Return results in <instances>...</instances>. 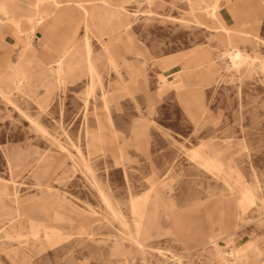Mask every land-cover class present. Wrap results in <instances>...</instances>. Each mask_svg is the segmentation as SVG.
I'll return each mask as SVG.
<instances>
[{
  "label": "rangeland",
  "instance_id": "rangeland-1",
  "mask_svg": "<svg viewBox=\"0 0 264 264\" xmlns=\"http://www.w3.org/2000/svg\"><path fill=\"white\" fill-rule=\"evenodd\" d=\"M102 1L106 10L94 20L91 3V30L75 38L71 75L52 68L49 84L21 75L0 94V264H226L219 245L216 263L213 248L193 242L221 223H230L232 235L220 236L222 247L231 239L226 253L236 251L230 264H264V0H221L222 15L218 0ZM19 2L24 38L53 53L68 25L41 30L38 16L31 32L24 3L36 0ZM10 34L1 22L0 39ZM5 42L0 58L16 54ZM235 50L246 59L233 63ZM196 151H215L232 168L228 181ZM152 185L168 204H158L142 249L130 208L135 201L139 214ZM51 192L69 204H49ZM80 212L88 223H75ZM54 219L61 229L49 227ZM42 235L64 236L50 246ZM36 236L31 257L14 252Z\"/></svg>",
  "mask_w": 264,
  "mask_h": 264
},
{
  "label": "crops",
  "instance_id": "crops-1",
  "mask_svg": "<svg viewBox=\"0 0 264 264\" xmlns=\"http://www.w3.org/2000/svg\"><path fill=\"white\" fill-rule=\"evenodd\" d=\"M58 1L63 5L62 8L60 9H57L54 6V0H49V2H45L44 4H41L42 5L41 9H44L49 15V20L47 22V25L45 26L44 29L41 28V30L48 29L50 31H53L63 24H67L69 29L64 34H62L63 35L62 42L60 45H57L54 48V52L51 54H47L40 49V46H44L46 42L39 41V44L37 45L36 42L34 41L35 38L32 35L28 37L29 39L24 38L23 36V32L25 31L23 30L22 19H20V16L18 15V13L23 9L21 7L23 3H20L19 0H14V1L9 0L8 6L6 5L3 6L2 4H5V3L3 0H0V9H2L3 11H6V10L10 11L6 17L1 16V19H2L1 21L5 22V19H6L7 24L11 29V34H10L11 36L7 40H4V39H0V40L6 41L5 43L11 48V50H16L15 55L8 54L5 57L0 58V82L15 83L21 77V75L26 76L27 78L32 80L28 72L30 69H33L34 77L36 78L37 76H39V79L37 82H40V84L53 83V80L55 79L56 75H55V71H52L51 69L57 68L55 63L62 56L64 48H67L68 46L73 45L72 43H74L75 38L79 33V30L82 29L84 9L90 12L92 9L90 8V6L89 7L87 6L90 5L92 2L95 5H99V6L100 4L101 6L103 5L102 0H58ZM110 1L111 3H115V4L124 2V0H119V1L110 0ZM24 4L29 6L28 14L25 17H27V20L30 24V31H31L33 27L32 25H34V22H35L34 19L37 14H33L34 9H35V7H32L33 2L24 3ZM79 25H82V26L80 27ZM239 29H242L241 26L237 28V30ZM242 33L246 34L248 37L250 36L249 33H246V32H242ZM199 52L200 50L195 49L193 53L189 55L188 58L186 57L187 58L186 63L188 62V60H192V58L197 59ZM204 56H208V54L206 53V55ZM77 60H80L79 55H74V59L68 65L67 75H71L74 72L73 68L75 67L77 63ZM32 82L33 80L31 81V83ZM195 153H199L207 159H212L214 160L216 164L220 165L223 168V170L221 171L223 173V179L227 180L228 176L232 175V168L230 166L226 167L219 160V157L218 155L215 154V151H211L210 153L196 151ZM197 161L201 166H204L203 161L201 162L200 159L199 160L197 159ZM39 195L40 196H38V198H41L40 193ZM146 195L149 196L150 202L144 208L140 209V212L138 215H134L132 212L133 210L131 209L132 207L130 208V214L133 219L132 220L133 222L130 224L134 226L136 221L141 223V239L149 247L150 245L148 244V241H150L151 238L153 237V234L151 233V230L149 227V224L152 221V217L154 219V217L157 216L158 211L156 210L160 202H162L166 207L168 203L166 199L162 196V193L158 189H156L154 185H152L150 191L144 194V196ZM46 196L47 197L44 200H46L49 204L55 205L57 208H60V210H62L64 205H66L67 203L69 204V201L67 200L66 197H55V195H53L52 192ZM153 208H156V209H153ZM71 209L72 211L79 212L78 208L73 205H71ZM57 220L58 219L52 220V222L49 224V227L56 229V230L61 229L60 227H56L52 225V223H54ZM73 220L75 221V223L83 224L84 222L88 223L89 218L86 212L84 213L80 212L79 215L75 217V219ZM73 220L70 219V221H73ZM229 227H230V223H224V224L221 223L220 227L218 228L209 226L208 230L204 231L203 229L197 232L196 235L193 236V242L196 243L197 246L198 244L201 245L199 249H206L207 247L213 248L212 247L213 245H219L222 251H226L229 249L228 247H232V245L230 244L231 239L228 240L227 247H222L220 245V239L222 237L220 236L221 234H224L225 237L231 236L232 235L231 232L226 233V230H228ZM42 236L47 242H49L50 246H54L60 241V239L63 238L64 235H60V236L54 235V236H51L50 238H46L44 235ZM25 238L26 237L17 240L18 241L17 246L15 247L14 252L16 254L28 253L27 256L31 257L29 255L31 253L30 248L31 249L37 248L36 242L39 240L40 236L34 237L33 243H30ZM117 243L119 245V248L123 247L122 241H118ZM45 249L46 247L40 246V248L38 249L39 250L38 252H43L45 251ZM189 254H191V252H189ZM189 254H181V255L175 254V256L176 257L179 256L180 258L185 260L188 258ZM217 258H218V252L215 250V256L213 260H215L216 263H217ZM28 264H32V262Z\"/></svg>",
  "mask_w": 264,
  "mask_h": 264
},
{
  "label": "bare ground",
  "instance_id": "bare-ground-1",
  "mask_svg": "<svg viewBox=\"0 0 264 264\" xmlns=\"http://www.w3.org/2000/svg\"><path fill=\"white\" fill-rule=\"evenodd\" d=\"M4 1V3L5 4H2L3 6H8V1L9 0H3ZM55 2H54V6L57 8V9H60V8H62V4L58 1V0H54ZM134 1V0H133ZM156 1V0H155ZM24 2V1H23ZM46 2V0H36V6H35V9H34V13L33 14H37L36 15V18H38V16H40V18H39V20L37 21V28L38 29H44L45 28V26L47 25V22H48V20H49V15L47 14V12L44 10V9H41V4H44ZM83 2V1H82ZM128 2V1H127ZM149 2V1H148ZM93 3V2H92ZM126 3V2H125ZM68 4V3H67ZM73 4V3H72ZM83 4V3H82ZM1 5V6H2ZM95 5V4H94ZM89 6H91V5H88L87 7H89ZM221 0H218L217 2H216V4L212 7V9H213V12H214V14L216 13V12H220L221 13V15L223 14V12H222V10H221ZM85 7H86V5H85ZM73 8V7H72ZM88 9V8H87ZM104 9H105V7H103V6H99V5H96L95 7H94V9H93V19L95 20V19H98V17H99V15H100V13L101 12H104ZM209 10V9H208ZM10 11L9 10H6V11H3L2 9H0V23L2 22L1 20V16H4V17H6L7 15H8V13H9ZM4 13V14H3ZM208 15H210V14H208ZM212 17V16H211ZM8 18V17H7ZM5 22L7 23V21H6V19H5ZM35 22H36V19H35ZM35 22H34V24H35ZM82 23H83V26L85 27V29L87 28V31H89V30H91V15H90V12L89 11H87L86 9H84V16H83V21H82ZM81 23V24H82ZM32 26H34V25H32ZM80 27L82 26V25H79ZM95 27V26H94ZM236 27V26H235ZM208 28V27H207ZM37 29V30H38ZM219 29V28H218ZM34 30V27H32V29H31V32ZM222 30V29H221ZM95 31V30H94ZM225 31H227L228 32V29H225ZM233 31V30H232ZM234 32H235V29H234ZM75 34V33H74ZM100 34V33H99ZM28 39V38H27ZM89 40V39H88ZM87 40V56H86V59H87V61H88V63H89V71H91V72H93L94 70H95V66H94V64H93V62H92V55H91V51H92V48H91V45H90V42ZM120 40V39H119ZM99 41H100V39H99ZM73 44V43H72ZM74 45V44H73ZM73 45H71V46H68L67 48H64V50H63V54H62V56L56 61V63H55V65H56V67H57V72H58V74H59V76L61 75H63V74H65V75H67V68H68V65H69V63L74 59V53H73ZM107 48V47H106ZM229 49V48H228ZM228 53V52H227ZM111 54H109V57H110V59H112L111 58ZM229 56H230V58L233 60V63H234V61H241V60H245L246 59V57L242 54V52L241 51H239V50H235V51H233V52H230L229 53ZM67 59H69V62H67ZM257 61V60H256ZM249 63V62H248ZM255 63V62H254ZM31 64V63H30ZM113 64H115V63H113ZM237 65V64H236ZM235 65V66H236ZM213 66V65H212ZM214 68V67H213ZM196 70V69H195ZM29 76H30V78L32 79V80H34V72H33V69H30L29 70ZM93 74V73H92ZM6 81V80H5ZM7 82H0V94H2L3 96H5V97H7V95H6V88H7ZM8 87H10V86H8ZM48 92V91H47ZM201 157V156H200ZM197 158V157H196ZM203 159H205V158H203ZM214 162V161H213ZM209 163V162H208ZM208 165V164H207ZM231 174V173H230ZM230 178V177H229ZM237 178H239V177H237ZM237 181H238V179H237ZM42 187V186H41ZM47 188V187H46ZM5 189V188H4ZM51 189V188H50ZM40 191V190H39ZM2 192V191H1ZM104 192H106V191H104ZM6 193V192H5ZM1 194V193H0ZM103 194V193H102ZM6 195V194H5ZM104 195V194H103ZM104 198H105V196H104ZM130 198V197H129ZM107 199V198H106ZM132 200V199H131ZM130 199H129V201H131ZM106 203L108 204V207H109V210L113 213V215L115 214V212H117V213H119L118 211H115L114 212V210H113V208H112V205L109 203V201L107 200L106 201ZM134 203H135V201L132 203L133 204V207H132V204H131V209H133L134 211H132L133 212V214L135 213V209H134ZM111 205V206H110ZM144 205V204H143ZM139 207V206H138ZM17 209V208H16ZM116 210H117V208H115ZM138 209H140V208H138ZM116 216V215H115ZM122 216V215H121ZM116 218H117V216H116ZM118 219V218H117ZM116 220V219H115ZM123 220V219H122ZM121 220V221H122ZM90 221H92V220H90ZM95 221V220H94ZM124 221V220H123ZM123 221H122V224H123ZM97 222V221H96ZM98 223V222H97ZM99 224V223H98ZM102 224V223H101ZM119 224H121V223H119ZM97 225V224H96ZM128 223H125V226H127V228H128ZM135 228H136V233H138L139 235H140V238H138V239H136L135 237V239L134 238H132L133 240H135V241H133V242H135L136 244V246H138V247H140V248H147L148 246L144 243V241H142V239H141V233H140V230H138V227H139V224L137 223V222H135ZM129 229V228H128ZM127 229V230H128ZM46 230V229H45ZM135 230V229H134ZM47 233V232H46ZM80 234V233H79ZM92 234V233H91ZM96 234V233H95ZM212 234V233H211ZM135 234H133V236H134ZM82 236V235H81ZM37 237V236H36ZM85 237H87V236H85ZM210 239V238H209ZM132 242V243H133ZM215 246V245H214ZM224 255H225V262H226V264H230V259H229V257H232V258H234V254H236V251L235 250H233V252H231L230 254L229 253H226V251H223L222 252ZM233 253V254H232ZM222 255V254H221ZM220 257V256H219ZM236 260V259H235ZM234 260V261H235ZM235 264H238V261L236 260L235 261Z\"/></svg>",
  "mask_w": 264,
  "mask_h": 264
}]
</instances>
